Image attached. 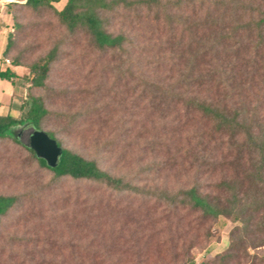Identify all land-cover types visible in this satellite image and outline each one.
Here are the masks:
<instances>
[{
	"label": "trees",
	"instance_id": "1",
	"mask_svg": "<svg viewBox=\"0 0 264 264\" xmlns=\"http://www.w3.org/2000/svg\"><path fill=\"white\" fill-rule=\"evenodd\" d=\"M20 1L11 9L14 29L21 27L15 15L20 7L51 15L68 34L84 37L92 51L129 56V48L140 50L144 63L156 71L151 81L143 73L138 77L140 97L148 98L163 117L172 112L181 121L179 114L184 112L182 127L174 131L178 136L185 132L188 147L175 149L197 169L189 187L139 185L65 147L56 131L45 127L59 120L74 122L76 117L50 110L44 95L34 94L47 89L58 48L24 64L19 53L12 54V31L2 55L13 66L26 67L28 74L21 79L27 80L28 88L18 117L0 114V141L24 149L40 169L50 173V184L86 181L116 193L150 198L173 214L189 211L202 221L224 217L234 223L222 252L209 261L191 259L186 264H264L258 251L264 247V0ZM61 2L63 6L56 8ZM116 18L139 33L109 31ZM150 29L156 30L151 40L145 35ZM0 77L12 80L16 75L6 68ZM191 120L199 124L198 132L185 130ZM25 127L42 130L57 142L61 155L55 167L21 140ZM201 173L219 176L208 184L209 191L202 190ZM18 204V196L0 194V225Z\"/></svg>",
	"mask_w": 264,
	"mask_h": 264
},
{
	"label": "rangeland",
	"instance_id": "2",
	"mask_svg": "<svg viewBox=\"0 0 264 264\" xmlns=\"http://www.w3.org/2000/svg\"><path fill=\"white\" fill-rule=\"evenodd\" d=\"M63 3L55 7L60 9ZM15 15L21 27L12 25V54L19 53L24 64L58 48L47 89L34 94L44 95L50 110L76 119L51 122L45 130L56 131L65 147L135 184L168 189L191 185L197 166L191 167L190 159L183 161L175 149L188 147L185 132L178 136L174 131L182 127L184 112L180 111L181 121L172 112L163 117L148 98L141 99L138 77L143 73L151 81L156 71L144 63L140 50L129 48V56L95 52L84 37L68 34L44 11L18 7ZM108 30L139 33L122 18L112 20ZM154 32L150 29L145 35L150 39ZM126 70L130 75H124ZM18 81L23 86L22 102L27 80ZM190 122L185 130L198 132L199 124ZM50 176L24 149L0 141V194L19 197L17 208L0 225V264L206 262L226 248L234 226L224 217L202 221L189 211L173 214L150 198L116 193L86 181L50 184ZM199 177L204 192L219 178L208 173ZM258 251L263 257L264 247Z\"/></svg>",
	"mask_w": 264,
	"mask_h": 264
},
{
	"label": "crops",
	"instance_id": "3",
	"mask_svg": "<svg viewBox=\"0 0 264 264\" xmlns=\"http://www.w3.org/2000/svg\"><path fill=\"white\" fill-rule=\"evenodd\" d=\"M20 0H0V71L9 68L15 73L16 77L12 80L0 77V114L9 113L14 117H18L20 114V93L23 86L18 80L24 75L28 74L26 67L13 66L11 62L5 63L3 58V51L7 41V35L12 31L13 19L11 9L14 4L21 3ZM18 109V110H17ZM18 111V116L15 115V111Z\"/></svg>",
	"mask_w": 264,
	"mask_h": 264
},
{
	"label": "water",
	"instance_id": "4",
	"mask_svg": "<svg viewBox=\"0 0 264 264\" xmlns=\"http://www.w3.org/2000/svg\"><path fill=\"white\" fill-rule=\"evenodd\" d=\"M20 136L25 138L22 139L25 145L33 149L37 157L44 159L48 166L57 165L61 148L46 132L29 127L26 131L20 132Z\"/></svg>",
	"mask_w": 264,
	"mask_h": 264
},
{
	"label": "built area",
	"instance_id": "5",
	"mask_svg": "<svg viewBox=\"0 0 264 264\" xmlns=\"http://www.w3.org/2000/svg\"><path fill=\"white\" fill-rule=\"evenodd\" d=\"M5 63L9 64L10 60L8 58L4 59Z\"/></svg>",
	"mask_w": 264,
	"mask_h": 264
}]
</instances>
